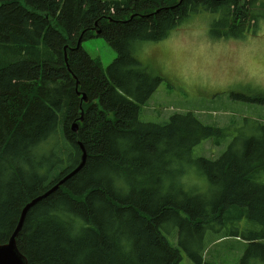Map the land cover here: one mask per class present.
Segmentation results:
<instances>
[{
  "label": "trees",
  "instance_id": "obj_1",
  "mask_svg": "<svg viewBox=\"0 0 264 264\" xmlns=\"http://www.w3.org/2000/svg\"><path fill=\"white\" fill-rule=\"evenodd\" d=\"M200 12L217 16L212 38H238L257 33L264 4L0 0V245L24 206L77 168L81 148V170L25 215L15 242L28 264H178L180 250L208 264L206 233L228 224L221 235L247 244L239 264H264V125L216 160H191L222 131L191 112L162 125L139 119L163 76L139 62L134 44L161 41ZM92 38L116 53L105 70L81 47ZM230 97L264 106V93ZM185 164L201 188L184 187Z\"/></svg>",
  "mask_w": 264,
  "mask_h": 264
},
{
  "label": "rangeland",
  "instance_id": "obj_2",
  "mask_svg": "<svg viewBox=\"0 0 264 264\" xmlns=\"http://www.w3.org/2000/svg\"><path fill=\"white\" fill-rule=\"evenodd\" d=\"M214 15L208 12L190 15L165 39L134 44L135 57L139 62L163 76L155 94L139 108L141 122L162 125L175 114L191 112L202 124L222 131L220 135H213L197 144L188 157L191 160H216L232 140L248 138L257 133V125H264V106L244 104L230 97L231 92L257 95L264 92L227 83L238 75V62L244 61L242 56L236 55V47L232 43L221 48L222 41L211 37L210 28L216 19ZM260 35V40L264 41V34ZM261 45H255L253 49H259ZM81 47L91 59L99 61L104 70L116 57L115 51L101 38L89 39ZM184 167L186 173L181 178L184 187L201 188L202 179L198 177L196 168L187 164ZM259 176L264 182V170ZM246 222L242 219V225ZM233 229L234 226L228 224L218 232L209 230L202 260L208 264H239L247 244L221 235ZM167 238L173 247L177 246L175 238ZM180 255L178 264H193L182 250Z\"/></svg>",
  "mask_w": 264,
  "mask_h": 264
},
{
  "label": "water",
  "instance_id": "obj_3",
  "mask_svg": "<svg viewBox=\"0 0 264 264\" xmlns=\"http://www.w3.org/2000/svg\"><path fill=\"white\" fill-rule=\"evenodd\" d=\"M97 32H95V33L98 34ZM77 84L78 83H76V86H77ZM81 98H82V101L84 103L87 102L84 95ZM80 114H82V113H80ZM77 130H78L77 125L72 123L71 131L75 133V132H77ZM80 150H82V149L80 148ZM84 161H85V152H84V150H82L81 161L79 162L80 164L77 166V168L75 170H73L71 173L66 175L59 182H57L56 185H54L52 188H49L46 192L37 196L36 198L32 199L31 202H28V204H26V206L23 208L21 214L19 215V220H18V223H17L15 229H13L14 230L13 234L10 236L7 243L0 245V264H28L26 258L19 253V250L17 249V245L15 242L16 238L18 237V235L21 231L20 228H22L23 222H24L25 217H26L25 215L27 214L28 210L32 206H34L35 204H37V202L42 201L43 199L47 198L49 195H51L52 193L57 191L58 188H60L69 178L72 177V175L76 174L79 170H81V168L84 165Z\"/></svg>",
  "mask_w": 264,
  "mask_h": 264
},
{
  "label": "clouds",
  "instance_id": "obj_4",
  "mask_svg": "<svg viewBox=\"0 0 264 264\" xmlns=\"http://www.w3.org/2000/svg\"><path fill=\"white\" fill-rule=\"evenodd\" d=\"M242 45V50L238 51L237 55L242 56L244 62H238V75L227 83L264 92V44L259 49L248 47L247 42H242Z\"/></svg>",
  "mask_w": 264,
  "mask_h": 264
},
{
  "label": "crops",
  "instance_id": "obj_5",
  "mask_svg": "<svg viewBox=\"0 0 264 264\" xmlns=\"http://www.w3.org/2000/svg\"><path fill=\"white\" fill-rule=\"evenodd\" d=\"M259 4L262 3L264 4V0H258ZM217 18V16H216ZM259 29L257 31L256 34H250V33H246L243 34V36L238 37V38H221L220 40L222 41V47L223 48L227 43H232L235 47H236V55L238 53V51L242 50V42H247V46L254 48L255 45H261L264 43V41H261V35L260 34H264V19H261L259 21V25H258ZM231 39H235L237 41H232ZM218 40V39H217ZM216 40V41H217Z\"/></svg>",
  "mask_w": 264,
  "mask_h": 264
},
{
  "label": "bare ground",
  "instance_id": "obj_6",
  "mask_svg": "<svg viewBox=\"0 0 264 264\" xmlns=\"http://www.w3.org/2000/svg\"><path fill=\"white\" fill-rule=\"evenodd\" d=\"M81 152H82V150H81ZM75 169H76V168H75ZM75 169H74V170H75ZM51 188H52V187H51ZM58 189H59V188H58ZM27 204H28V203H27ZM25 206H26V205H25ZM25 206H24V207H25ZM22 210H23V209H22ZM21 212H22V211H21ZM13 232H14V231H13ZM12 234H13V233H12ZM16 239H17V238H16Z\"/></svg>",
  "mask_w": 264,
  "mask_h": 264
}]
</instances>
